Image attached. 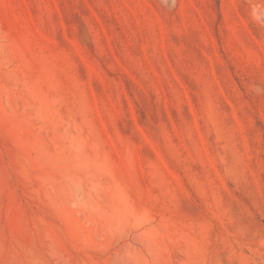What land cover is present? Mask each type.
Instances as JSON below:
<instances>
[{
  "label": "rangeland",
  "instance_id": "rangeland-1",
  "mask_svg": "<svg viewBox=\"0 0 264 264\" xmlns=\"http://www.w3.org/2000/svg\"><path fill=\"white\" fill-rule=\"evenodd\" d=\"M0 264H264V0H0Z\"/></svg>",
  "mask_w": 264,
  "mask_h": 264
}]
</instances>
